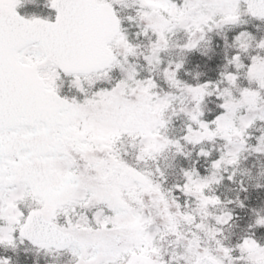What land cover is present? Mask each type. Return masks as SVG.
I'll list each match as a JSON object with an SVG mask.
<instances>
[{
    "label": "snow or ice",
    "instance_id": "snow-or-ice-1",
    "mask_svg": "<svg viewBox=\"0 0 264 264\" xmlns=\"http://www.w3.org/2000/svg\"><path fill=\"white\" fill-rule=\"evenodd\" d=\"M197 53L214 75L189 80ZM189 145L206 166L169 184L160 158ZM245 153L264 156V0H0V264L21 246L46 264H264V201L213 188L227 172L248 191Z\"/></svg>",
    "mask_w": 264,
    "mask_h": 264
},
{
    "label": "trees",
    "instance_id": "trees-1",
    "mask_svg": "<svg viewBox=\"0 0 264 264\" xmlns=\"http://www.w3.org/2000/svg\"><path fill=\"white\" fill-rule=\"evenodd\" d=\"M203 67L200 66L197 68V72L199 74V70ZM249 158L247 161L243 162V171L241 172V176L236 175L235 179L243 180L245 182V185L248 189L246 193L239 191V185L235 182H229L226 180L221 181L220 184L214 185L213 188L215 190V193L220 196L221 200H226V197L232 198L234 201L237 199V196H239V199L244 200L245 196H247V200H245V203L249 205L250 207H258L261 205V202L264 201V188H256L255 185L257 183L262 184L264 182V156H258V155H249ZM255 157V158H254ZM177 158L178 162H174L171 166L172 169H168L167 176H168V182L169 184L172 182H177L179 179H181L180 174V167L182 162H184L182 159ZM190 160L192 162H195V166L203 170V167L205 166V161H200L199 159L190 157ZM191 162V163H192ZM189 165L191 167L193 165ZM239 172V171H237ZM236 172V173H237ZM240 173V172H239ZM224 175V173H222ZM180 180L179 182H181ZM236 207V206H235ZM234 210L237 217H243L246 219V213L245 209L243 210H236L234 206L230 207ZM239 211V212H237ZM242 220H237L236 223H242ZM236 230L235 228L233 229ZM25 250L24 247L22 250L18 249L15 253H10L13 256L15 264H26L25 260Z\"/></svg>",
    "mask_w": 264,
    "mask_h": 264
},
{
    "label": "rangeland",
    "instance_id": "rangeland-1",
    "mask_svg": "<svg viewBox=\"0 0 264 264\" xmlns=\"http://www.w3.org/2000/svg\"><path fill=\"white\" fill-rule=\"evenodd\" d=\"M214 40H218V38H215L214 37ZM206 58H204V57H200L199 56V54L197 53V54H194V55H192V56H190L189 58H188V62H187V64H186V68H187V71H188V73H189V76H188V79L189 80H194V79H204V78H206V77H208V76H213L214 75V73H212V72H210V71H208V69H207V67L205 66V64H204V60H205ZM197 65H199V67L200 66H202L203 65V67L199 70V74H198V72H197ZM198 74V75H197ZM197 75V76H196ZM192 76H196V77H192ZM209 107H211V105H209ZM182 128H183V122L181 121V120H179V119H177V120H175L174 121V125L170 128V130H169V135H176V136H179V135H181L182 134ZM206 147L210 150V151H212L213 153H215V151H216V145H206ZM185 151H187V152H190V155L188 156V157H181V156H179V155H175L174 153H172V152H168V153H165L161 158H160V161H159V163H160V166L162 167V168H166V171L168 172V169H172L171 168V166H172V164L174 163V162H178L177 161V158H179V159H182L184 162H182V164L183 165H181V167H184V168H187V167H189V165H191L193 162H192V160H190V157H192L193 158V156H194V159L195 158H197L196 157V151L195 150H193L192 149V147H191V145H189L188 146V148L187 149H185ZM252 155H257V154H255V153H251ZM251 154H249V153H245L244 155H245V157H246V159H242L241 160V163H240V165H239V168H238V170L237 171H239V172H237L236 173V175H239V176H241V172L243 171V162L244 161H247L249 158H251V157H248L249 155H251ZM255 158V157H254ZM178 159V160H179ZM198 159V158H197ZM200 161H204L203 159H199ZM174 161V162H173ZM192 162V163H191ZM205 166H206V163H205ZM180 167V168H181ZM179 168V169H180ZM231 171V170H230ZM229 173H227V172H224V177L226 178V180H227V175H228ZM178 175H180V174H178ZM181 179H179V181H180ZM179 181H177V182H179ZM168 182H170V181H168ZM182 182V181H181ZM230 182V181H229ZM231 183V182H230ZM262 184H264V182L262 183ZM226 200H232V201H234L232 198L230 199V198H228V197H226ZM232 206H234V208H236V210H243L244 211V209H240L239 207H235V204L233 203V204H229L228 205V207L230 208V207H232ZM248 210L247 209H245V212H247ZM237 212H239V211H237ZM22 248H23V246H21L20 247V250H22ZM50 258H48V257H45V256H43V255H39V254H36V253H34V252H32V251H26L25 252V260H26V264H46V261L47 260H49Z\"/></svg>",
    "mask_w": 264,
    "mask_h": 264
}]
</instances>
